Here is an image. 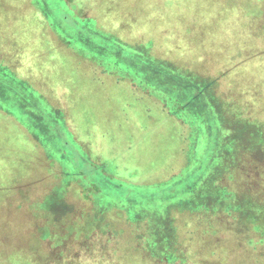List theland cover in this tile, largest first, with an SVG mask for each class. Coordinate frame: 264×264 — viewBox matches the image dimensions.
<instances>
[{
  "label": "rangeland",
  "instance_id": "obj_1",
  "mask_svg": "<svg viewBox=\"0 0 264 264\" xmlns=\"http://www.w3.org/2000/svg\"><path fill=\"white\" fill-rule=\"evenodd\" d=\"M0 264H264V0H0Z\"/></svg>",
  "mask_w": 264,
  "mask_h": 264
},
{
  "label": "trees",
  "instance_id": "obj_2",
  "mask_svg": "<svg viewBox=\"0 0 264 264\" xmlns=\"http://www.w3.org/2000/svg\"><path fill=\"white\" fill-rule=\"evenodd\" d=\"M220 2H221V1H220ZM222 3H223V2H221V3L218 4V6H219L220 8H222ZM123 5H124V4H123ZM222 9H223V8H222ZM67 17H69V16H67ZM132 17L134 18V17H136V16L133 15ZM132 17H131V18H132ZM66 19L68 20V18H66ZM177 33H179V32H176V34H177ZM170 36H172V33L169 34V37H170ZM149 58H150V57H149ZM151 58H152L151 60H153V61H159V60H157V58H156V59L153 58V57H151ZM184 73H185V72H184ZM187 73H191V72H187ZM191 74H192V73H191ZM193 75H194V74H193ZM195 79H196V78H195ZM200 79H201V78H200ZM196 80H198V79H196ZM216 86H217V84H216ZM214 89H216V88H212V92H213L215 95H217ZM222 105H223V104H222ZM223 108H224V106H223ZM47 115H51V113H49V114H47ZM47 122H49V121H47ZM213 180H214V179H212V180L209 181V182H206V183L202 186V187H203L202 189H208V190L210 191V187H211V185H212ZM210 192H211V191H210ZM205 193H206L205 190H199L198 192L193 193V194H195V195H194L195 198H192V199L189 200L188 202L185 201L186 203H184V205H193V203L196 201V199H197L199 196L205 198L206 195H203V194H205ZM193 194H192V195H193ZM179 196H182V194L180 193ZM199 201L202 203L204 200L200 198ZM256 203H257V201H256ZM258 211L261 212V210H259V209H258ZM146 243H149V242H146ZM149 244H150V243H149ZM145 245H146V244H145ZM150 245H151V247H153L152 243H151Z\"/></svg>",
  "mask_w": 264,
  "mask_h": 264
}]
</instances>
